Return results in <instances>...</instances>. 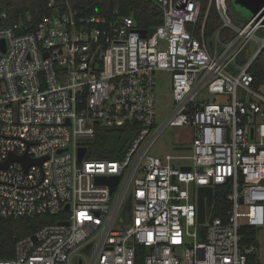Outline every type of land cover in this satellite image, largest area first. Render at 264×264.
Here are the masks:
<instances>
[{
	"label": "built area",
	"instance_id": "built-area-1",
	"mask_svg": "<svg viewBox=\"0 0 264 264\" xmlns=\"http://www.w3.org/2000/svg\"><path fill=\"white\" fill-rule=\"evenodd\" d=\"M156 1L164 20L145 37L131 15L87 14L69 0H50L40 20L8 23L0 8V163L41 162L0 167V218L69 214L17 238L0 264H264V93L250 70L264 24L236 26L228 0ZM213 7L221 25L209 34ZM158 71L171 75L164 119ZM123 126L135 135L120 158L88 157L100 127ZM171 126L189 128L188 153H152ZM100 175L119 177L113 193ZM200 186L213 188L203 223Z\"/></svg>",
	"mask_w": 264,
	"mask_h": 264
},
{
	"label": "trees",
	"instance_id": "trees-1",
	"mask_svg": "<svg viewBox=\"0 0 264 264\" xmlns=\"http://www.w3.org/2000/svg\"><path fill=\"white\" fill-rule=\"evenodd\" d=\"M50 0H0V8L6 10L10 18L8 23L25 19L28 15L34 20H40L43 16L52 12L48 8ZM66 0H56L60 9L63 8ZM208 0H202L203 5ZM73 8L79 9L87 14H102L111 16L115 10L123 15L134 17L137 27L140 29H150L163 23L164 8L156 0H69ZM251 18V17H250ZM249 18V19H250ZM248 19V20H249ZM248 20L241 23L243 26ZM221 25V20L215 7L212 8L209 17V34L216 27ZM258 35L264 36V27L258 31ZM245 55L239 58L240 62L245 61ZM250 70L254 74L255 86H264V48L258 53ZM135 135L134 129L130 126L123 127H100L95 139L91 142L88 151L89 158L95 159H117L120 158L130 145ZM229 187L216 188V214L226 217L228 209L227 194ZM68 213L40 214L34 218H0V258L6 259L14 256L16 239L28 234L35 233L46 223L57 222L68 217ZM253 234L254 229L246 227V232ZM252 238H246L250 242Z\"/></svg>",
	"mask_w": 264,
	"mask_h": 264
},
{
	"label": "rangeland",
	"instance_id": "rangeland-1",
	"mask_svg": "<svg viewBox=\"0 0 264 264\" xmlns=\"http://www.w3.org/2000/svg\"><path fill=\"white\" fill-rule=\"evenodd\" d=\"M208 2V1H207ZM229 8V15L236 26H240L241 23L248 20L252 14L243 6L238 5L233 0L227 2ZM258 35V34H257ZM259 36V35H258ZM259 43L256 40H251L248 44V52L253 55L257 49ZM156 79V96H157V108L164 115L162 119L170 112V106L172 105V93H171V75L166 71H158ZM261 92L264 93V86L261 87ZM209 95V94H208ZM211 99L220 101L221 95H210ZM188 127H168L155 143L152 153L157 155H164L166 153L173 154H186L188 151L180 149L179 147L187 145L188 139L187 133ZM78 264V263H77Z\"/></svg>",
	"mask_w": 264,
	"mask_h": 264
},
{
	"label": "water",
	"instance_id": "water-1",
	"mask_svg": "<svg viewBox=\"0 0 264 264\" xmlns=\"http://www.w3.org/2000/svg\"><path fill=\"white\" fill-rule=\"evenodd\" d=\"M233 1L236 2L238 5L246 8L249 12H251L252 14L251 18L257 16V19L262 20V23L264 24V0H233ZM139 31L142 37H145L147 34L151 36L156 31V28L153 27L150 29H139ZM0 44L5 46L4 40H0ZM183 148L190 149V147H183ZM85 152H86V147H81L79 149V160L83 159ZM14 160H20L26 164H31V163H36V162L41 163L40 160H30L26 155L20 157V156H16L12 154L8 160H6L3 163H0V167L5 168L9 165L10 162ZM183 169H190V167L184 166ZM96 179H97V182L100 184L110 185L111 192L113 193L115 184L118 182L119 177L116 175H111V176L100 175V176H97ZM205 196L208 197L207 200H205ZM212 202H213V188L208 187V186H200L199 187V207H200L199 219H200V222L203 223L205 221L204 211H205L206 204L210 205L212 204ZM69 208H70V205L67 204L66 209H69ZM129 215H130V202L128 201L124 209L122 218L124 220H128ZM60 222L67 223V224L69 223V221H60ZM89 247L87 249H89Z\"/></svg>",
	"mask_w": 264,
	"mask_h": 264
}]
</instances>
